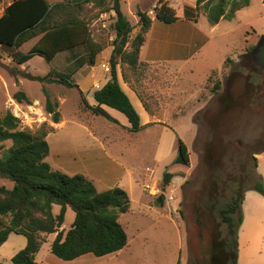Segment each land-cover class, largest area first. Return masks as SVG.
<instances>
[{"label":"rangeland","instance_id":"obj_1","mask_svg":"<svg viewBox=\"0 0 264 264\" xmlns=\"http://www.w3.org/2000/svg\"><path fill=\"white\" fill-rule=\"evenodd\" d=\"M9 1L4 0L0 11ZM108 1L104 6L88 3L83 8L82 17L89 24L92 38L104 46L93 66L85 62L88 58L85 46L62 52L51 62L36 55L18 66L10 56L11 51L0 45V56L8 66L0 65V116L11 111L21 120L22 128L36 130L43 124L53 126L54 132L47 137L51 150L46 158L53 170L68 175H85L99 191L120 187L131 200V210L119 218L127 233L128 245L117 255L102 260L90 256L76 262H65L55 256L48 258L56 236L53 234L44 236L45 243L36 260L40 264H83L85 260L90 264H198L202 256L199 240L203 236L207 238L208 232H212V236L222 230L224 233L225 226L218 210L226 207L233 190L249 188L258 181L252 151H256L254 145L264 139V68L257 65L255 54L264 38V2L250 0L249 6L238 11L235 18L221 19L212 26L203 11L194 9L196 0H167L177 17L180 16L179 20L172 24L156 20L141 56L150 66L140 68L136 76L130 75L131 83L121 77V86L128 92L133 91L138 98L132 97L138 113L146 120L141 103L149 117L148 124L138 132L130 133L127 129L130 125L126 127L119 121L95 116L86 111L83 104L86 99L95 105L93 92L100 84L96 85L94 81L110 78V72L103 67L107 64L110 68L109 57L115 38V14L105 12ZM158 1L121 0L123 13L136 27L131 38L139 31L137 10L155 17L154 7ZM194 32L195 40L198 39L195 43L191 41ZM35 41L24 44L19 51L27 52ZM203 44L205 47L195 50L196 46ZM249 48H253L252 56L248 53ZM187 55L191 56L185 60ZM24 69L34 75H46L56 70L71 75L74 81L79 72L78 80L86 93L81 96L79 86L77 89L46 84L45 88L51 100L58 103L61 115L60 123H53L52 115L45 110L42 84L19 76L15 78L11 74V70ZM117 69L122 71L121 66ZM81 70L90 72L82 75ZM17 90L24 91L32 104L17 103L13 99ZM245 94H251L250 100L243 99ZM233 97H242V109L232 112L229 109L233 108H226L230 112H224L220 119L227 124L226 135L219 133V136L228 144L223 147L220 142L217 147L226 149L222 155L224 158L220 165L216 160L209 163L206 157V143L212 139L209 133L217 122L215 118L224 110L225 102L229 103ZM112 112L128 123L124 114L116 110ZM64 120L67 122L61 127ZM165 127L170 128L163 129ZM84 128H88L101 143L94 142ZM178 138L188 148V166L174 163ZM4 145L9 147L11 142ZM256 158V171L260 175L264 173V155L260 156L259 165ZM125 169L131 171L133 180ZM165 171L174 177L168 186L163 187ZM212 171L225 180L214 193L206 184ZM0 185L12 188L13 182L0 178ZM204 188L209 190L207 193L217 208L214 223L208 222L211 229L202 228L195 217L202 204L200 197L210 202L207 195L201 194ZM170 205L176 208L177 214L169 211ZM59 212L60 206L54 205L53 213L57 215ZM74 219L75 212L68 207L61 229L67 232ZM26 243L24 236L10 234L0 247V264H12V257ZM238 263L243 264L242 260Z\"/></svg>","mask_w":264,"mask_h":264},{"label":"trees","instance_id":"obj_2","mask_svg":"<svg viewBox=\"0 0 264 264\" xmlns=\"http://www.w3.org/2000/svg\"><path fill=\"white\" fill-rule=\"evenodd\" d=\"M106 1L66 0L50 3L48 0H12L0 13V45L11 51L10 56L18 66L26 64L36 55L51 62L62 52L85 46L88 50L85 62L93 66L104 46L92 38L89 24L82 17L83 8L88 3L104 6ZM3 2L4 0H0V6ZM108 3L105 12L115 14V38L109 57L110 79L94 92L95 105H90L83 99L84 109L95 116L117 122L103 106L114 109L127 118L130 125L128 131L136 133L144 125L140 114L119 82L117 68L121 66L123 80L131 83L130 75L136 76L141 71L140 68L150 66V63L140 60V53L153 21L172 24L178 17L168 2L159 0L154 7V18L149 16L148 12L137 10L139 31L131 38L136 27L123 13L121 0H109ZM249 4L250 0H196L194 9L203 11L209 23L215 26L221 19L235 18L236 13ZM34 39L35 43L27 52L19 51L24 44ZM252 50L253 48H249L248 51L251 56ZM250 59L253 60V57ZM3 61L4 58L0 56V65L8 67ZM11 74L15 78L19 76L42 84V92L46 97L45 110L52 115L53 123H60L59 105L51 100L45 85L56 84L78 89L72 76L56 70H51L46 75H34L27 69L11 70ZM249 96L251 94H245L243 99L250 100ZM13 99L17 103L32 104L22 90H17ZM241 102L242 97H233L229 103L226 101L224 110L215 118L217 122L209 133L212 139L206 143V157L209 163L216 160L220 165L221 159L223 160L222 155L226 149L217 147L220 142L223 147L228 144L224 142V137L219 136V133L226 135L224 129H227V124L220 119L226 111L229 113L242 109ZM228 107L233 109L229 111ZM52 132L54 128L48 124H43L36 130L22 128L21 120L9 110L0 116V178L13 182L12 188L0 185V247L8 240L10 234L22 235L27 240L26 246L12 257L11 263L40 264L36 255L45 243L44 236L56 234L50 245L48 258L55 256L65 262H76L90 256L95 260L111 258L128 245L127 233L119 222L120 215L131 210L128 193L120 187L98 191L93 182L82 174L68 175L53 170L46 161L50 154L47 137ZM5 142H11V145L5 147ZM254 146H257V149L252 151V158L258 181L249 188L233 190L226 207L218 210L225 226L224 233L222 230L220 234L212 236V232H208L207 238L203 236L202 240H199L198 248L202 256L198 264H238V231L243 221L242 203L245 193L254 190L264 196V185L256 171V155L264 153V139ZM174 163L189 165L188 148L180 138L177 140V156ZM173 177L172 173L165 171L162 178L163 187L168 186ZM206 182L214 193L221 188L225 180L212 171ZM207 191L209 190H202L201 194L207 195L210 202H207L205 197H200L202 204L198 206L195 217L202 228L211 229L212 226H208V222L214 223L217 208ZM54 205L60 206L57 215L53 213ZM68 207L75 212V219L71 228L65 232L61 228ZM83 264L90 262L85 260Z\"/></svg>","mask_w":264,"mask_h":264},{"label":"crops","instance_id":"obj_3","mask_svg":"<svg viewBox=\"0 0 264 264\" xmlns=\"http://www.w3.org/2000/svg\"><path fill=\"white\" fill-rule=\"evenodd\" d=\"M11 2H12V0H10L8 2L7 6ZM167 2L169 3V1H167ZM189 6L195 7L193 4H189ZM3 10H4V8L1 9L0 13ZM148 14H149V12H148ZM152 18H154V17H152ZM179 18H180V16H178V20H179ZM155 21L156 20L153 21L152 26H151V28H150V30L148 32V35L152 31L153 24H154ZM137 24H138V17H137ZM195 36L196 35H195V32H194L193 38L191 39V41L194 42V43L197 42V40H198L197 38L195 40ZM148 40L149 39L147 38L146 39V42L144 43V45L141 48L140 60L142 62H146V61H143L141 59V56H142V53H143V51H144V49H145V47H146V45L148 43ZM205 44L207 45V42H205ZM205 44L200 45V46H196L195 47V50H198L200 48L205 47ZM184 47H186V46H184ZM191 55H189V56L187 55L185 57L186 58L185 60H188ZM71 58H74V57L72 56ZM105 65H107V64H105ZM84 71L85 70H81V72H83L82 75L87 74L88 72H90V70H88L87 72H84ZM78 74H79V72H77L76 75H75V78H76L75 81L78 84L80 91L83 94H85L86 93V90L85 89H81V85H80L79 80H78ZM91 77L94 79V77H95L94 76V73L91 74ZM121 77H122L121 76V72L118 71V79L120 81V84H121ZM109 79L110 78L107 77L104 81H100L101 79H98V81H94V84H96V85L97 84L98 85L100 84L95 89L98 90L101 87H103ZM100 82H102V83H100ZM122 88L128 94V96L130 97L131 101L133 100L132 97H134V98H136L138 100L137 96L134 94L133 91L128 92L123 86H122ZM94 92H93V94H94ZM140 105H141V107H142V109L144 111L145 118H146V120H144L143 117H142V115L140 114L141 115L140 117L142 119L141 122H142V125H146V124H148L149 117H148V114L146 113V110L144 109L143 105L141 103H140ZM103 108L117 122L119 121L121 123V125H123V126H126L127 125L126 127L129 126V123L123 122L115 114H113L112 111H114V109H111V108H109L107 106H103ZM66 122L67 121L64 120V122L61 125V127H63L66 124ZM166 128H170V127H165L163 129H166ZM84 129L88 133L89 137H91V139L94 142L98 141L99 143H101V141L98 140V138L95 137L90 132V130L88 128H84ZM263 155H264V153H261L260 155L259 154L256 155V157H258V165H259V162H260V160H259L260 159V156H263ZM125 170H127V169H125ZM260 175L262 176L263 181H264V173L262 172V174H260ZM127 176L130 177L133 180V175L131 174V171L130 170H127ZM132 180H131V182H132ZM253 193H256V194H253ZM242 215H243V221H242V224H241V226L239 228V231H238V262H241V260H242L243 264H264V196H262L261 194L257 193L254 190L247 191L245 193V197H244V200H243V203H242Z\"/></svg>","mask_w":264,"mask_h":264},{"label":"water","instance_id":"obj_4","mask_svg":"<svg viewBox=\"0 0 264 264\" xmlns=\"http://www.w3.org/2000/svg\"><path fill=\"white\" fill-rule=\"evenodd\" d=\"M255 59L257 65L264 68V42L263 45L259 47L257 53L255 54Z\"/></svg>","mask_w":264,"mask_h":264},{"label":"built area","instance_id":"obj_5","mask_svg":"<svg viewBox=\"0 0 264 264\" xmlns=\"http://www.w3.org/2000/svg\"><path fill=\"white\" fill-rule=\"evenodd\" d=\"M103 67L105 68L106 71H109V66L108 65H103ZM169 211L171 213H173L174 215L177 214V210L176 208H174L173 206H169Z\"/></svg>","mask_w":264,"mask_h":264},{"label":"flooded vegetation","instance_id":"obj_6","mask_svg":"<svg viewBox=\"0 0 264 264\" xmlns=\"http://www.w3.org/2000/svg\"><path fill=\"white\" fill-rule=\"evenodd\" d=\"M263 42H264V38L261 40V42H260L261 44H259V46H258V48H257V51H258L259 47L263 45ZM256 53H257V52H256Z\"/></svg>","mask_w":264,"mask_h":264}]
</instances>
